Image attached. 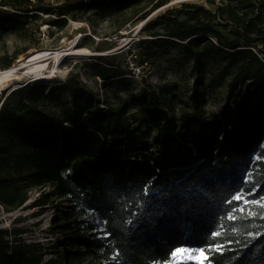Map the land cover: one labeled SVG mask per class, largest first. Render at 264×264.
<instances>
[{"label": "trees", "instance_id": "16d2710c", "mask_svg": "<svg viewBox=\"0 0 264 264\" xmlns=\"http://www.w3.org/2000/svg\"><path fill=\"white\" fill-rule=\"evenodd\" d=\"M170 1L0 0V70L33 47L11 51L10 38L38 46L43 24L54 35L103 18L115 34L144 21L143 58L159 40L179 45L199 73L208 62L231 72L212 112L194 92L172 114L168 85L101 102L79 73L0 98V208H21L41 186L50 189L32 206L70 202L53 220L57 257L0 228V264H199L173 253L220 246L212 264H264V0ZM118 56H98L105 84L119 76Z\"/></svg>", "mask_w": 264, "mask_h": 264}, {"label": "rangeland", "instance_id": "374dc122", "mask_svg": "<svg viewBox=\"0 0 264 264\" xmlns=\"http://www.w3.org/2000/svg\"><path fill=\"white\" fill-rule=\"evenodd\" d=\"M180 1L183 0H171L169 4L174 5ZM190 1L211 6L206 0ZM143 26L144 21L133 23L115 34L114 27L106 19L95 18L93 22L70 21L64 30L50 35L49 25L43 24L40 45L35 46V40L23 42L10 38L8 46L11 51L22 49L27 45L33 46L19 55L13 65L25 64L26 58L38 51L69 50L72 54L66 56V58L64 57L59 63L50 60L49 70L55 69V75L49 80L38 82L54 84L65 80L70 73H79L87 90L101 102L106 98H111L115 92L124 94L130 91L139 92L144 86L160 90L168 85L171 91L166 93L167 105L172 114L178 113L181 101L186 100L194 92L205 93L208 99L206 106L208 112L218 110L225 103L228 96L227 81L231 77V72L219 66L216 62H208L202 72L199 73L194 66V61L185 56L179 45L164 44L159 40H157L147 58L141 57L138 54L136 42L146 35ZM199 35L202 36L203 34ZM108 54L119 55L116 64L120 70L119 76L105 84L96 74L95 65L103 62L99 59V55ZM27 83L25 77L22 80L9 82L7 89L0 93V98ZM174 93L176 94L174 95ZM49 189V186L33 189L30 192L29 201L19 209L0 208V228L9 230L8 238L10 241L21 239L26 242H41L48 249L47 258L57 257L59 248H52V245L62 239L60 234H56L52 230L57 207L58 205L64 207L70 205L67 198H60L55 199L54 203L48 204L45 208L32 206L39 195ZM15 229H21L23 232L15 235ZM183 249L189 250L188 253L181 252L175 255V262L198 261L194 255L198 250ZM63 252L62 249L61 253ZM91 264L104 263L91 262Z\"/></svg>", "mask_w": 264, "mask_h": 264}, {"label": "bare ground", "instance_id": "6f19581e", "mask_svg": "<svg viewBox=\"0 0 264 264\" xmlns=\"http://www.w3.org/2000/svg\"><path fill=\"white\" fill-rule=\"evenodd\" d=\"M70 54L72 53L69 50L57 49L53 52L42 50L29 55L26 58L25 64H15L9 68L0 70V93L7 89L9 82L22 80L23 77L26 78L28 83L51 79L55 75L56 70H49L50 60L52 59L56 63H59Z\"/></svg>", "mask_w": 264, "mask_h": 264}, {"label": "snow or ice", "instance_id": "6c2138e0", "mask_svg": "<svg viewBox=\"0 0 264 264\" xmlns=\"http://www.w3.org/2000/svg\"><path fill=\"white\" fill-rule=\"evenodd\" d=\"M233 199H235L236 201H240V200H244L245 203H247V200L244 198V196L242 194H237L233 197ZM264 206V205H262ZM244 209H239V211H243ZM233 217H229V219H232ZM214 236H220L221 233L220 232H215L213 233ZM222 250V246L220 247H209L207 249L205 248H201L199 249L194 255L195 257L198 259L199 264H212V256L210 255V253L212 252H220ZM189 250L187 249H177L175 253H173V255H178L179 253L183 252V253H188Z\"/></svg>", "mask_w": 264, "mask_h": 264}]
</instances>
